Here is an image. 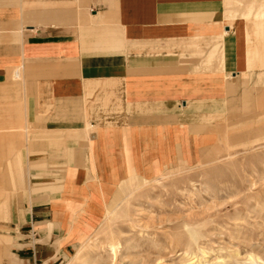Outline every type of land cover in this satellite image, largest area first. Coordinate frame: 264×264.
<instances>
[{
	"label": "crops",
	"instance_id": "1",
	"mask_svg": "<svg viewBox=\"0 0 264 264\" xmlns=\"http://www.w3.org/2000/svg\"><path fill=\"white\" fill-rule=\"evenodd\" d=\"M225 14V0H0V84L23 98L35 138L21 151L28 187L5 213L1 264L65 259L99 222L100 178L155 168L164 121L211 113L228 75L250 73L245 24Z\"/></svg>",
	"mask_w": 264,
	"mask_h": 264
},
{
	"label": "rangeland",
	"instance_id": "2",
	"mask_svg": "<svg viewBox=\"0 0 264 264\" xmlns=\"http://www.w3.org/2000/svg\"><path fill=\"white\" fill-rule=\"evenodd\" d=\"M225 3L227 21L245 24L250 73L228 75L211 113L186 125L166 119L155 168L100 178L99 222L51 264H264V0ZM202 43L217 70L219 43ZM23 118L19 92L0 84V264L10 252L5 213L29 181L21 151L35 138ZM86 172L87 182L97 179Z\"/></svg>",
	"mask_w": 264,
	"mask_h": 264
},
{
	"label": "bare ground",
	"instance_id": "3",
	"mask_svg": "<svg viewBox=\"0 0 264 264\" xmlns=\"http://www.w3.org/2000/svg\"><path fill=\"white\" fill-rule=\"evenodd\" d=\"M16 74H17V72H15ZM17 75H20L19 73L17 74ZM16 77V76H15ZM111 250L113 251V253H114V255H115V253H116V251H117V246L115 245V243H113L112 242V244H111Z\"/></svg>",
	"mask_w": 264,
	"mask_h": 264
}]
</instances>
